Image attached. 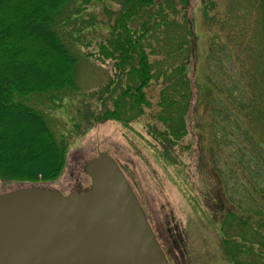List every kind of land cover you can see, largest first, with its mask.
Masks as SVG:
<instances>
[{"label": "rangeland", "instance_id": "374dc122", "mask_svg": "<svg viewBox=\"0 0 264 264\" xmlns=\"http://www.w3.org/2000/svg\"><path fill=\"white\" fill-rule=\"evenodd\" d=\"M178 1L182 9L183 4ZM261 1L186 0L180 13L173 12L172 19L177 23L175 34L186 33L181 32L184 27L178 26L183 20L190 26L189 33H193V38L183 46L179 45L182 38L174 39L169 63L175 69L182 57L185 61L183 73L174 72L181 76L175 75L173 79L187 82L182 90L172 92L176 107L172 111L178 121L174 124L178 126L182 120L186 126V135L177 140L156 118L161 115L157 106L161 82L147 91L151 106L146 109L145 117L128 125L99 118L105 108H99L94 93L108 84L112 72L106 59L96 60L89 53L96 55L102 44H110L113 31L108 15L113 10L114 21L119 6L113 0L70 2L66 14L75 12L70 26L64 24L67 29L62 26V30H55L76 59L74 85L23 97L26 105L42 114L56 140L68 148L61 175L52 182L38 184L65 194L86 189L91 186V179L83 170L84 164L98 152L108 153L125 170L134 193L143 200L146 210L142 208L159 234L171 264H234L236 258L241 264H264ZM42 54L37 51L34 56L38 58ZM161 58L162 55L152 56L155 63ZM232 97H239L246 107L235 109L239 107L235 100L231 107ZM210 104L222 111L219 119L216 111L211 114ZM108 106L113 108L112 100H108ZM223 110L230 112L235 126L226 125L231 121L225 115L223 118ZM94 111L98 118L95 123L91 117ZM147 122L152 126H147ZM214 124L220 129L215 133ZM218 134L219 140L212 141ZM212 144L218 148L214 171L224 175L227 166L230 172L236 169L237 180L231 176L228 185L231 189L237 186L235 183L239 184L236 193H229L239 207L224 222L222 228L227 231L223 236L216 226L217 215L212 220L209 211L204 210L210 175L204 169ZM20 186L26 187L24 183L0 180V193ZM233 218L237 221L235 229L230 227Z\"/></svg>", "mask_w": 264, "mask_h": 264}, {"label": "trees", "instance_id": "16d2710c", "mask_svg": "<svg viewBox=\"0 0 264 264\" xmlns=\"http://www.w3.org/2000/svg\"><path fill=\"white\" fill-rule=\"evenodd\" d=\"M73 1L76 2V0H0L2 181L20 182L26 187L41 186L38 183L57 179L65 167L67 145L56 140L42 114L26 105L23 97L32 93L73 87V68L76 59L55 30L57 28L62 30V26L67 29L64 24H71L70 18L75 12L66 14V10L69 7L67 5ZM113 1L119 6V12L114 21L113 10L108 15L109 27L113 31L112 40L109 45H101L96 52L97 56L89 53L96 60L106 59L112 72L108 84L94 93L99 108H105L99 118L128 125L135 119L145 117L146 109L151 106L147 91L149 87L161 82L163 86L159 88L160 100L157 104L161 115L156 118L171 131V137L177 140L186 135V126L181 119L178 126L174 124L178 121L175 120L172 111L176 108L172 103V92L182 90L187 82H174L173 79L175 75L183 73L182 64L185 61L183 62L182 57L181 64L175 69L169 63L172 62L174 39L182 38L179 45L183 46L186 41L193 38V33L187 30L190 27L187 21L181 19L183 21L178 23V26L184 27L185 30L182 29L181 32L186 33L175 34L177 23L173 21L172 15L173 12H181L186 0H180L183 4L182 9H179L178 0ZM261 12L264 26V0L261 1ZM37 51L43 52L38 58L34 56ZM153 55H162V58L155 63ZM177 71L180 74H174ZM108 100H112V109L108 106ZM234 100L239 104L235 109L246 107L239 97H232L231 107ZM209 109L211 114L217 112L218 119L222 115V111H218L213 105ZM156 114L158 115V112ZM224 115L231 121V124L226 125L235 126L230 112L223 110V118ZM91 117L95 123L98 119L96 111ZM168 121H171V124H168ZM150 125L152 126L147 122V126ZM213 127L214 133L220 130L215 124ZM234 262L241 264L237 258Z\"/></svg>", "mask_w": 264, "mask_h": 264}, {"label": "water", "instance_id": "95a60500", "mask_svg": "<svg viewBox=\"0 0 264 264\" xmlns=\"http://www.w3.org/2000/svg\"><path fill=\"white\" fill-rule=\"evenodd\" d=\"M91 187L0 193V264H169L112 156L84 165Z\"/></svg>", "mask_w": 264, "mask_h": 264}, {"label": "flooded vegetation", "instance_id": "af4514ba", "mask_svg": "<svg viewBox=\"0 0 264 264\" xmlns=\"http://www.w3.org/2000/svg\"><path fill=\"white\" fill-rule=\"evenodd\" d=\"M217 140H219V138H214V136H213L212 141L215 142ZM210 148L211 149L207 151L209 159H208V161L205 165V169H204V171L210 173V175H209L210 178L208 177V179H207V183H209L208 193H207V196L204 197L205 203H206L204 210H206L207 212L209 211L208 214L210 213V217L212 218V220H214V217H212V216L214 214L217 215L216 219L218 222L216 223V226L218 227L219 232L223 236L224 232L227 231V230L224 231V229L222 228L224 222L229 218L228 217L229 215L232 216L233 214H236L235 210H236V208L239 207V205L236 202H233L234 200L229 196V193L231 195L232 192L236 193L238 191V185L239 184L235 183L237 186L235 188H231V189H233L232 191L230 189V186L228 185V182L230 181V179H232V177L235 181L237 180V174L234 173L237 170L234 169L233 171H231L232 172L231 173L229 171L230 167L227 166L226 170H224L226 172V173H224V175L222 174L221 171H217V170L214 171L213 161L215 159V156L217 155L218 148H216L213 144H212V147H210ZM123 171H124V174H125L127 180L129 181L130 186L132 187L133 191L135 192L132 184L130 183L131 182L130 178L127 176V173L125 172V170H123ZM136 195H137V193H136ZM137 198L140 201L142 207L146 210L145 205L143 204V200L141 199L139 194L137 195ZM208 203L210 204V206L208 205ZM146 212L147 211H145V215H146V218L148 220V223H149L150 227L152 228V231H153L158 243L160 244L165 256L167 257L169 263L171 264V262L169 260V256L164 251V248L162 247V244L160 243L159 234L156 232L155 227L153 228L152 222H151L149 216H147ZM231 221L233 223L230 224V227H231V229H235L237 221L235 218H233ZM157 234H158V236H157Z\"/></svg>", "mask_w": 264, "mask_h": 264}]
</instances>
